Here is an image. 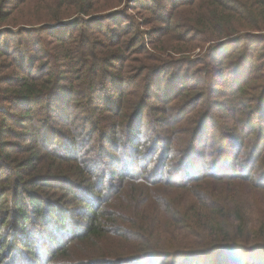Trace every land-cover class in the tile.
I'll list each match as a JSON object with an SVG mask.
<instances>
[{
	"label": "trees",
	"instance_id": "1",
	"mask_svg": "<svg viewBox=\"0 0 264 264\" xmlns=\"http://www.w3.org/2000/svg\"><path fill=\"white\" fill-rule=\"evenodd\" d=\"M138 2L0 0V264H264V0Z\"/></svg>",
	"mask_w": 264,
	"mask_h": 264
},
{
	"label": "rangeland",
	"instance_id": "2",
	"mask_svg": "<svg viewBox=\"0 0 264 264\" xmlns=\"http://www.w3.org/2000/svg\"><path fill=\"white\" fill-rule=\"evenodd\" d=\"M168 2H169V0H140V3L138 2V4H137V8H140V6H141V9H138L139 11L133 10V11H131L129 13V15L133 16L135 18V20L137 22H139L141 30H144L146 32H150L151 31V29H150L151 27L150 26L147 25V27H144V26L141 25L145 21V17L146 18H154V20H155L154 24H161V20L157 19V16L153 15L152 11L146 12V9L142 8V5L144 4L146 7H148V6L149 7H153L155 11L159 12V11H162V10H160V7L161 6H166L168 4ZM181 13H183V17L181 16V18L180 17L177 18V21L180 22V23H183L186 20V23H187L188 22L187 21V17L189 16V14L186 13V10H183ZM126 23H127V19L125 17H118V18H115V19H113L111 21H105V22H103L101 24H97V25H95V28H104V29H106V28L115 27L116 29H118V28L122 29L123 26ZM80 29H81V27L77 26V25L69 26V27L62 28L59 31H52L51 33H49L47 35L48 36H52V35L55 36V35L60 34L63 37H69V36H72V35L73 36L76 35L80 31ZM6 38H2V41L6 40ZM146 44H147L148 51L152 50L151 43L149 42L148 39H146ZM207 46H208V43L204 46V49L207 48ZM242 47H243L242 44H238L237 43V44H232V45H230L228 47H225V48H222V49L220 48L217 51H215L214 60H216L217 62L218 61H222V60H226L229 57L230 54H234V52H237ZM256 47L259 50L254 54V61L252 63V67L255 66L257 63L259 64L264 59V42L261 43V44H259V43L256 44ZM199 52H200V48H197L196 51H194L193 53H185V54H190L192 57H194ZM200 53H203V51H201ZM167 55H168V53L165 52L164 56H167ZM180 55L181 54H178L176 56H180ZM240 71H242L241 74H240ZM253 72H254V70L250 68V65H246L243 69L237 70L235 74H228V72L220 74L219 76H217L213 80V83H214V86H220V85H222L223 81L234 80V77L235 76L238 77V75H240V76L242 75V78H249V76ZM171 75H172V73H170L168 71H165V72H163V73L158 75V82H157L156 86L154 87L155 95L150 99V102H149L150 105L151 104H159L160 102H163L164 100L168 101L169 104L181 102L176 97L178 93L175 94L178 91V87L175 89V86L171 85L172 82H173L171 79H169V77ZM137 88H139V87L137 86ZM122 89L127 90L128 86L124 85L122 87ZM172 92H175L173 94V96H171V97L168 96V95H171ZM144 120L147 122V118L144 119ZM143 129L145 131V128H143ZM212 135H213V130H210V132H209L210 139H208L207 144H206L207 145V149H206L207 153L210 152V149H211L210 148V142H211V139H212L211 138ZM198 146H199L200 149L205 150V146H202L201 144H199ZM107 148L109 150H111L113 153L116 152V149H112L111 147H107ZM60 149H62L64 151H67V149H65V147H61ZM113 153H111V154H113ZM110 159H111L110 157L104 158V160H107V162H109L108 160H110ZM150 159H152V158H149V159L144 160V161H147V163L153 162V161H150ZM213 160H214V158L212 156H210L209 154H207V161L211 162ZM73 218L75 219V221H74L75 223L73 224V226H74V230H76L79 226H82V222L81 221L80 222L77 221L76 218H78V217L74 216ZM67 223H69V221H67ZM72 227L70 228L68 226V229L72 230ZM44 250L45 249L43 248V250L40 253H42ZM37 252L39 253L38 250H37ZM201 260L202 261L198 260V261H200L199 264H213V260H211V261H210V259H201ZM188 261H190V262L186 261V264H195L196 262H198V261H192V260H188ZM19 262H21V261L18 260L17 263H19ZM159 262H160V264H163L162 260H160ZM17 263H12V264H17ZM22 264H24V263H22Z\"/></svg>",
	"mask_w": 264,
	"mask_h": 264
}]
</instances>
